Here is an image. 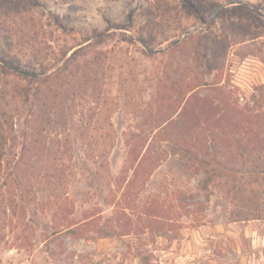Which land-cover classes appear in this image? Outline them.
I'll list each match as a JSON object with an SVG mask.
<instances>
[{
	"label": "rangeland",
	"instance_id": "1",
	"mask_svg": "<svg viewBox=\"0 0 264 264\" xmlns=\"http://www.w3.org/2000/svg\"><path fill=\"white\" fill-rule=\"evenodd\" d=\"M9 1L0 264H264V218L234 221L264 202V0H205L220 11L204 19L182 0ZM198 100L236 122L254 116L252 164L243 148L219 159H237L244 177L174 141L134 177L142 129L179 120ZM196 144L213 147L208 132Z\"/></svg>",
	"mask_w": 264,
	"mask_h": 264
},
{
	"label": "trees",
	"instance_id": "2",
	"mask_svg": "<svg viewBox=\"0 0 264 264\" xmlns=\"http://www.w3.org/2000/svg\"><path fill=\"white\" fill-rule=\"evenodd\" d=\"M8 3L11 2L9 0H0V11L1 9L5 11V5H8ZM181 3L182 8L184 9L183 12L188 13L189 16H200L199 18L204 19V16L206 14L213 12L216 15L215 18H218L220 6L215 2H206L205 0H182ZM98 41V44L103 43L101 42V38ZM143 42H145V40H143ZM76 56L77 52L74 53V56H72V58H75ZM0 67L4 71H7V73L12 72L4 65H0ZM13 71L22 77H30V79H33L30 75L18 72L21 71L19 69L15 68ZM205 102L206 100H198L197 103L200 106H198V104H195L190 110L184 112L182 111L179 120H174L173 117L168 116L164 123L156 124V127L154 129L150 128V130L148 131L142 129V132L144 131V136H139V138L141 139L140 143L142 145L131 146L130 154L134 153L135 150L138 149V146L140 147V150L146 149V153L143 155L141 161L137 164V166L134 169L132 167L129 168V170H134V177L137 178L138 174L141 173L144 168H147L145 172L148 171V174H150L152 170L166 158V152L161 144L165 141L176 142L180 149L184 151V156L187 155V152H195L197 157L201 160H206L205 163L207 164L209 163L207 161L208 157L212 156V164L215 162L222 169H226L228 172L233 173L232 175L240 174L241 171L238 170L239 161L235 158L227 159V161L219 160L222 159L220 153H222L223 148H226L229 151L236 150L237 154L239 153V150L243 148L248 152V155L250 154L249 158L251 157L252 164V159L254 158V151L256 147L254 146V139L256 137L255 133L257 132H254V128L253 126H251L250 120L254 118V116L252 118L246 117L242 122H236L234 118L235 116L233 117V115L230 114L231 112L229 111V109H222L221 111H223V113L221 114L219 110L216 111V108L208 109L207 107H205ZM242 113L244 114V112ZM216 115H219L220 117L217 118ZM152 117L153 116L151 114V118ZM157 122V118L154 117V119L151 121V124L153 125ZM182 122L183 124L187 123V126H185L187 127V129H179L178 126ZM246 123H248L249 125ZM192 124L196 126V129L200 130L198 134L196 130H193L195 128H191ZM3 127L4 126L0 120V128L3 129ZM200 132L203 135L206 132L209 133L211 141L213 143V147H205V149H202L196 144V139L199 138ZM151 134H153V138L152 141L148 143ZM0 139L6 140V136L0 133ZM155 144L160 151H153V149L155 148ZM258 173L262 174L263 172L257 170L247 172L248 175L252 176L253 174ZM205 174L206 175L201 186L203 190L207 191L211 183H213L214 176H212L208 170L205 172ZM243 177V172H241L240 179H242ZM239 193L241 192L238 191L237 194ZM262 218H264V202L262 204H258L256 208L252 209L250 214L243 215L242 217L237 216V218H234V221Z\"/></svg>",
	"mask_w": 264,
	"mask_h": 264
},
{
	"label": "built area",
	"instance_id": "3",
	"mask_svg": "<svg viewBox=\"0 0 264 264\" xmlns=\"http://www.w3.org/2000/svg\"><path fill=\"white\" fill-rule=\"evenodd\" d=\"M246 101H247V100L245 99L244 96L240 97V104H241L242 106H244V105L247 103Z\"/></svg>",
	"mask_w": 264,
	"mask_h": 264
},
{
	"label": "water",
	"instance_id": "4",
	"mask_svg": "<svg viewBox=\"0 0 264 264\" xmlns=\"http://www.w3.org/2000/svg\"><path fill=\"white\" fill-rule=\"evenodd\" d=\"M18 72L23 73V74H26V75H29L28 73H25V72H22V71H18Z\"/></svg>",
	"mask_w": 264,
	"mask_h": 264
}]
</instances>
